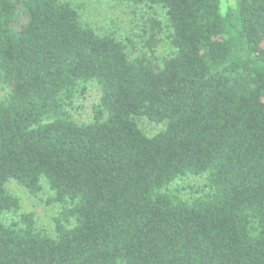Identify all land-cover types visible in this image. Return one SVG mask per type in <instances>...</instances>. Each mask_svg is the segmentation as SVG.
<instances>
[{"label": "trees", "instance_id": "trees-1", "mask_svg": "<svg viewBox=\"0 0 264 264\" xmlns=\"http://www.w3.org/2000/svg\"><path fill=\"white\" fill-rule=\"evenodd\" d=\"M124 1L154 11L139 45L70 1L0 0V264H264V0ZM12 179L53 191L55 235Z\"/></svg>", "mask_w": 264, "mask_h": 264}, {"label": "rangeland", "instance_id": "rangeland-1", "mask_svg": "<svg viewBox=\"0 0 264 264\" xmlns=\"http://www.w3.org/2000/svg\"><path fill=\"white\" fill-rule=\"evenodd\" d=\"M80 7L83 19L94 25L99 33L110 34L120 40H132L139 45L137 35L142 36L141 28L147 20L154 14L153 10L144 7H136L128 4L124 0H66ZM223 6L228 7L234 4V0H222ZM161 21V30L156 36V55L159 61H163L173 50L170 41V30L166 27V21L158 16ZM10 93L9 87L0 79V100H4ZM99 89L91 86L89 92L83 99L79 100V108L75 112V117L80 121L88 120L92 117L93 105L98 101ZM141 127L150 134L161 130L163 125L155 124L145 118H139ZM44 189L34 195L19 185L16 180L8 182V188L17 194L23 204L24 210L34 212L38 221L43 223L50 234L55 235L54 217L62 206L58 203L48 204L47 200L54 195L44 182Z\"/></svg>", "mask_w": 264, "mask_h": 264}]
</instances>
